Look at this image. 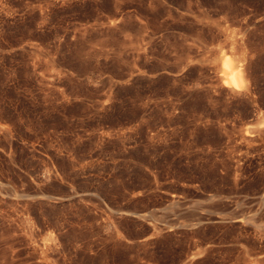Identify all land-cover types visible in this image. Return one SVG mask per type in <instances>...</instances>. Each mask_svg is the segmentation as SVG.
<instances>
[{
    "label": "rangeland",
    "instance_id": "obj_1",
    "mask_svg": "<svg viewBox=\"0 0 264 264\" xmlns=\"http://www.w3.org/2000/svg\"><path fill=\"white\" fill-rule=\"evenodd\" d=\"M0 264H264V0H0Z\"/></svg>",
    "mask_w": 264,
    "mask_h": 264
},
{
    "label": "bare ground",
    "instance_id": "obj_2",
    "mask_svg": "<svg viewBox=\"0 0 264 264\" xmlns=\"http://www.w3.org/2000/svg\"><path fill=\"white\" fill-rule=\"evenodd\" d=\"M224 67L227 70V73L229 75V83L232 84V86L234 88H238V87H236V84L239 83V80L237 82H235V83H232L231 81H232V77L234 75H236L237 73L239 74L240 80H242L243 83H244V79L245 78H244L243 65L241 64V62L239 60H236L235 62H230L229 60H226V61H224ZM242 86H240V87H242Z\"/></svg>",
    "mask_w": 264,
    "mask_h": 264
},
{
    "label": "clouds",
    "instance_id": "obj_3",
    "mask_svg": "<svg viewBox=\"0 0 264 264\" xmlns=\"http://www.w3.org/2000/svg\"><path fill=\"white\" fill-rule=\"evenodd\" d=\"M233 78L235 79V82H237V81L239 80V83H238V84H239L240 86L243 85V81L240 80V78H239V74H238V73L232 77V81H231L232 83H233Z\"/></svg>",
    "mask_w": 264,
    "mask_h": 264
},
{
    "label": "snow or ice",
    "instance_id": "obj_4",
    "mask_svg": "<svg viewBox=\"0 0 264 264\" xmlns=\"http://www.w3.org/2000/svg\"><path fill=\"white\" fill-rule=\"evenodd\" d=\"M227 66V65H226ZM233 83H235V79L233 78ZM236 87H240V85L239 84H236Z\"/></svg>",
    "mask_w": 264,
    "mask_h": 264
}]
</instances>
